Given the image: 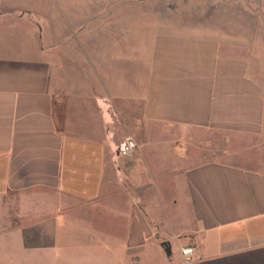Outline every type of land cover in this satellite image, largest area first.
I'll list each match as a JSON object with an SVG mask.
<instances>
[{
	"label": "crops",
	"instance_id": "obj_1",
	"mask_svg": "<svg viewBox=\"0 0 264 264\" xmlns=\"http://www.w3.org/2000/svg\"><path fill=\"white\" fill-rule=\"evenodd\" d=\"M238 1L141 27L101 22L106 0H0V235L50 223L53 264L77 242L93 264H264V0ZM201 133L244 146L204 156Z\"/></svg>",
	"mask_w": 264,
	"mask_h": 264
},
{
	"label": "rangeland",
	"instance_id": "obj_2",
	"mask_svg": "<svg viewBox=\"0 0 264 264\" xmlns=\"http://www.w3.org/2000/svg\"><path fill=\"white\" fill-rule=\"evenodd\" d=\"M228 4L232 5L230 0H106V13L100 17L101 22L104 20L106 25H128L131 20L134 24H138L141 27L159 26L160 24H172L179 27L191 26L195 24L211 25V24H225L227 22ZM242 1L239 0L235 6L234 11L240 14L239 18L242 19ZM233 11V6L230 8ZM83 18V16L81 15ZM99 18V17H98ZM236 20V18H235ZM81 21V18H80ZM99 22V20H98ZM81 38V32L77 34ZM71 52V49L66 47L63 49V53ZM63 56V55H62ZM67 61V58H65ZM63 66V80L66 79L69 73L66 72V68L70 67L69 63H62ZM81 66L79 65L78 73H81ZM72 75V73H71ZM66 81V80H65ZM80 82V81H79ZM68 101L62 95L59 97V116L62 117L65 111V106ZM61 127V119L59 118ZM126 137L135 136L131 133V129H126ZM165 129L162 127H155L153 129L154 136L161 137ZM124 132V129H123ZM174 134L178 135L179 131L174 130ZM203 139L212 142L213 144H207L205 150L202 152L204 156L207 155H221L223 149L230 152L243 148V144L237 139L231 137L230 139L219 134L208 135L201 133ZM125 137V138H126ZM124 139V137H123ZM121 142V141H120ZM118 142V144L120 143ZM212 150V151H210ZM156 165L161 166L162 160H155ZM163 214V212H161ZM165 217L164 215H162ZM29 219V217H28ZM31 219V218H30ZM33 219V218H32ZM26 235L23 238L19 235H0V264H53L52 262V249L51 246L52 236L50 235L52 225L50 223L42 224L43 235H36V228L34 223H27ZM106 230H110L106 228ZM78 243V242H77ZM75 243L65 252H61L62 259H64L67 253L77 256L80 253L84 257L79 260L71 259L70 264H93L95 258L93 253L87 251L86 247H82ZM86 248V249H85ZM75 254V255H74ZM67 258V257H66ZM152 258V257H151ZM155 258V256H154ZM157 260V258H155ZM152 260V259H151ZM161 264L159 261L152 262L150 264ZM59 264H68L61 261Z\"/></svg>",
	"mask_w": 264,
	"mask_h": 264
},
{
	"label": "built area",
	"instance_id": "obj_3",
	"mask_svg": "<svg viewBox=\"0 0 264 264\" xmlns=\"http://www.w3.org/2000/svg\"><path fill=\"white\" fill-rule=\"evenodd\" d=\"M138 149V143L136 139L129 136L124 138L119 144H118V152L122 156H130L132 155L136 150ZM196 243H194L192 246L182 250V253L186 257H192L195 251ZM187 262H190V258L186 259Z\"/></svg>",
	"mask_w": 264,
	"mask_h": 264
},
{
	"label": "water",
	"instance_id": "obj_4",
	"mask_svg": "<svg viewBox=\"0 0 264 264\" xmlns=\"http://www.w3.org/2000/svg\"><path fill=\"white\" fill-rule=\"evenodd\" d=\"M162 246L165 248V251L170 254L171 253V247H170V243L165 242L162 244Z\"/></svg>",
	"mask_w": 264,
	"mask_h": 264
}]
</instances>
